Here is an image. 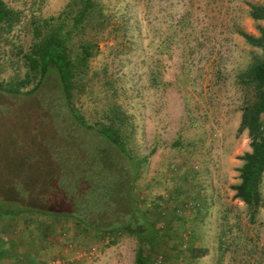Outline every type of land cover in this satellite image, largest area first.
Here are the masks:
<instances>
[{
  "label": "rangeland",
  "instance_id": "rangeland-1",
  "mask_svg": "<svg viewBox=\"0 0 264 264\" xmlns=\"http://www.w3.org/2000/svg\"><path fill=\"white\" fill-rule=\"evenodd\" d=\"M4 1L18 14L14 28L0 32V82L7 86L26 76L36 22L59 17L70 0ZM97 1L109 24L75 38V48L88 37L98 50L74 106L94 129L111 110L119 113L130 154L141 163L135 196L161 233L154 249L144 247L149 264H264V205L253 222L233 190L240 158L251 150L247 132H238L246 101L238 76L262 54L241 33L259 36L264 22L250 10L264 0ZM60 95L52 81L32 95L0 92V179L6 182L8 164L22 172L29 155L48 166L46 159L71 155L88 165L96 148L118 157L73 121ZM23 122L28 138L19 134ZM32 171L40 174L35 165ZM261 193L264 200V177ZM76 224L0 216V264H137L135 237L115 234L111 244ZM195 249L208 253L195 260Z\"/></svg>",
  "mask_w": 264,
  "mask_h": 264
},
{
  "label": "trees",
  "instance_id": "trees-1",
  "mask_svg": "<svg viewBox=\"0 0 264 264\" xmlns=\"http://www.w3.org/2000/svg\"><path fill=\"white\" fill-rule=\"evenodd\" d=\"M250 17L264 22V5H251ZM17 20L16 11L0 0V32H10ZM108 24L97 0H70L59 17L36 22L34 42L24 56L27 65L25 78L7 86L0 82V92L32 95L48 81L54 82L60 89V102L70 111L73 121L84 129L95 131L100 143L113 146L118 157L105 156L102 148H96L95 156L86 160V167L76 155L70 158L59 156L54 163L50 158L46 159L49 166L44 164V157L39 162L35 156L29 155L28 165L22 172L11 170L8 164L6 182L0 179V216L16 218L34 214L72 219L84 233L95 232L109 237L111 244L117 242L115 234H126L139 242L136 263L149 264L144 247L154 249L160 244L161 233L140 210L135 196V175L141 163L130 154L124 139L125 127L122 121H118L119 113L116 109L111 110L108 122L94 129L74 106V95L83 87L90 61L98 50L97 44L88 37L75 48V38H83L88 35V30ZM241 36L262 53L253 58L237 81L246 95L238 132H247L251 150L240 158L243 162L239 169L240 183L233 190L235 197L247 206L254 222L264 205L261 193L264 177V26L259 27V36L246 33ZM30 86V90L23 91ZM29 129V123L23 122L19 125V134L28 138ZM43 129L39 136L44 133ZM34 149L40 148L33 145L31 150ZM41 149L46 151L42 145ZM124 160L132 163L134 173L128 170ZM34 165L39 169L38 176L32 171ZM47 167H52V171L45 169ZM191 252L195 260L208 253L206 249ZM5 256L6 253L0 251V259Z\"/></svg>",
  "mask_w": 264,
  "mask_h": 264
}]
</instances>
